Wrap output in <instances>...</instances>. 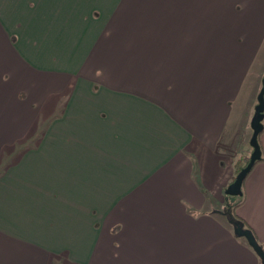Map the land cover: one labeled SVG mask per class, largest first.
<instances>
[{
  "label": "crops",
  "instance_id": "obj_1",
  "mask_svg": "<svg viewBox=\"0 0 264 264\" xmlns=\"http://www.w3.org/2000/svg\"><path fill=\"white\" fill-rule=\"evenodd\" d=\"M33 2L47 13L16 16L25 1L0 0V264L218 261L217 216L229 223L231 211L225 190L235 159L252 152L264 0H147V21L168 8L181 39L188 21L203 38L194 56L181 44L177 63L140 61L134 40L128 64L103 44L87 56L96 34L80 17L91 0L81 9L78 0ZM16 20L23 40L13 47ZM17 52L23 72L4 80ZM60 65L74 76H56ZM97 69L102 76L91 77ZM258 142L264 157V120ZM241 191L231 215L264 249V160ZM209 236L216 254L204 256Z\"/></svg>",
  "mask_w": 264,
  "mask_h": 264
},
{
  "label": "rangeland",
  "instance_id": "obj_2",
  "mask_svg": "<svg viewBox=\"0 0 264 264\" xmlns=\"http://www.w3.org/2000/svg\"><path fill=\"white\" fill-rule=\"evenodd\" d=\"M23 1H25V7H13V13L16 16L21 15L23 12L27 11V9L28 13L33 15V17H36L38 14L47 13L44 8L40 9V6L36 7L33 2L34 0ZM138 2V4H134L133 6L131 0H108L107 3L104 0H91V2L87 5L85 12L81 13L80 17V19L85 22V30L89 31L92 29L93 31L94 29L96 34L90 46L91 48L87 53L88 57L91 55V57H94L95 48L97 50L99 44H103L106 47L105 53L109 59L116 54V58L119 57V61L128 64V62L130 63L134 57L132 54L134 40H138L141 47H143V51L139 52V55H137L139 56L140 61L143 60V62L146 63L157 61L159 63H177L179 55L176 50H178L181 44H185V46H187L189 57L195 55L194 50L201 44V39L203 38L202 33L199 31L200 25L198 22H187L186 28L184 29L186 33V39L184 40L178 36L180 27H178L176 21L171 22L170 20H166V17L170 14L168 8L165 12H162L163 15L157 17L159 18L157 21H147V0H138ZM110 3L112 4L110 5ZM85 4L86 0H78L76 7L78 9L85 8ZM8 27L12 30L10 31V35L8 36L6 43L9 46L16 47L19 42L23 40L22 33L20 31L23 24L21 21L16 20L15 22L8 23ZM149 33L151 36L150 38L148 37ZM182 40H184V42ZM3 44H5L4 41ZM3 53L4 49L0 44V54ZM11 58L14 60L12 62V71L10 75H4V80L13 79L15 77V73L17 77H20L21 72H23L22 56L17 52L16 55H13ZM52 58L54 59V57ZM56 61L57 57H55V62ZM69 72V68L66 65H60V67L55 69V75L60 78L64 77L67 79L68 77L74 76V74H72L73 71L72 73ZM76 72L85 73L84 70H77ZM48 73L54 72L48 70ZM90 75L91 77L97 78L102 76L98 69L91 70ZM75 76L77 75L75 74ZM21 96L24 98V93H22ZM37 109L33 110L36 116L34 119L35 122H33L34 125L39 126V130L44 127L45 123L42 122V118H38L40 113L39 111L37 113ZM30 140L31 141H29L27 145L32 143V138ZM248 144L250 146V140L248 141ZM233 201L234 198H231L230 202L232 203ZM222 209L223 206H218L219 212H221ZM239 213V210L235 209L234 214L239 216ZM217 218L220 220L221 226L218 230L220 244L219 252L217 253L219 256H222V258H219L216 262L218 264H225L226 262H224V259L228 260L226 257L231 254V258L233 259L234 257L235 259L234 264H260V259L249 247L245 238L235 237L233 235L232 226L228 223L224 216L219 215ZM229 236H231L230 239H228ZM204 238H206V234ZM208 238L209 240L204 239L202 242V255L204 256L216 254V249L214 246L212 247L210 242L211 236ZM216 262L210 263V261H205V264H217ZM92 264L95 263L92 262Z\"/></svg>",
  "mask_w": 264,
  "mask_h": 264
},
{
  "label": "water",
  "instance_id": "obj_3",
  "mask_svg": "<svg viewBox=\"0 0 264 264\" xmlns=\"http://www.w3.org/2000/svg\"><path fill=\"white\" fill-rule=\"evenodd\" d=\"M257 100L258 104L254 107V113L250 121V128L252 130V135L250 137V146L252 147V152L249 156V162L247 163V165L240 170V172L235 176V179L227 186L225 190V194L230 197H236L242 194L241 188L244 179L253 168L254 163L261 158L258 136L263 130L262 121L264 119V79L262 80V89L257 96ZM225 214H227V216L229 217V223L232 225L235 237L245 238L249 247L260 259V264H264V249L257 241L251 229L244 227L243 223L235 220L232 217L230 211L227 210Z\"/></svg>",
  "mask_w": 264,
  "mask_h": 264
},
{
  "label": "trees",
  "instance_id": "obj_4",
  "mask_svg": "<svg viewBox=\"0 0 264 264\" xmlns=\"http://www.w3.org/2000/svg\"><path fill=\"white\" fill-rule=\"evenodd\" d=\"M264 79V74H263V78L262 80ZM262 89V83H261V87H260V90ZM259 90V92H260ZM259 94V93H258ZM258 104V100H256V103H255V106ZM263 114H264V111H263ZM264 120V119H263ZM263 123V121H262ZM263 131V130H262ZM259 137V136H258ZM264 160V157L262 156L261 154V158L259 160H257L255 164H257L259 161H263ZM249 162V156H239L237 159H235V162H234V174H233V177L230 181V183L235 179V176L240 172L241 169H243L247 163ZM229 183V184H230ZM228 199H231V198H234V201L231 203H228L227 204V208H230V212L233 216L234 215V211L235 209L240 206L242 203H243V200H244V197H243V194H241L240 196H236V197H230V196H226ZM237 221H240L241 223H243L240 219L236 218ZM244 224V223H243ZM244 227L248 228L245 224H244Z\"/></svg>",
  "mask_w": 264,
  "mask_h": 264
},
{
  "label": "flooded vegetation",
  "instance_id": "obj_5",
  "mask_svg": "<svg viewBox=\"0 0 264 264\" xmlns=\"http://www.w3.org/2000/svg\"><path fill=\"white\" fill-rule=\"evenodd\" d=\"M225 213V212H224ZM232 226V225H231Z\"/></svg>",
  "mask_w": 264,
  "mask_h": 264
}]
</instances>
